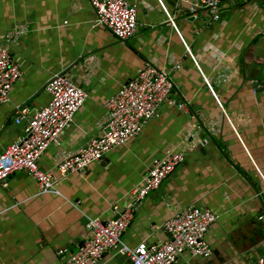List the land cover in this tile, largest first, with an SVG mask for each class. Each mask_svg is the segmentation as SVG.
<instances>
[{
    "label": "crops",
    "instance_id": "1",
    "mask_svg": "<svg viewBox=\"0 0 264 264\" xmlns=\"http://www.w3.org/2000/svg\"><path fill=\"white\" fill-rule=\"evenodd\" d=\"M129 1L138 28L120 40L97 25L90 0H0L1 44L17 24L29 26L13 44L22 76L0 105V154L25 133L31 113L17 123V107L47 105L54 74L88 91L72 125L40 159L54 172L59 193L42 192L23 171L0 183V264H62L90 235L88 218L110 217L114 204L172 150L183 151L185 162L142 201L124 240L131 247L165 241V221L196 204L218 214L208 232L213 254L186 252L174 264H250L264 257L258 195L264 200V0H222L218 20L204 8L192 12L199 0ZM147 62L173 78L171 101L86 172L61 176L60 152H75L102 133L108 101ZM183 100L190 112L179 107ZM101 264L133 263L109 251Z\"/></svg>",
    "mask_w": 264,
    "mask_h": 264
},
{
    "label": "built area",
    "instance_id": "2",
    "mask_svg": "<svg viewBox=\"0 0 264 264\" xmlns=\"http://www.w3.org/2000/svg\"><path fill=\"white\" fill-rule=\"evenodd\" d=\"M222 0H199L192 12L207 8L211 17L221 16ZM96 11L98 26L109 29L120 40L133 37L138 28V11L129 0H90ZM26 23L17 24L0 43V105L10 100L14 85L22 76V67L13 51V44L27 34ZM180 64L176 65L179 68ZM258 85V83H256ZM176 84L169 73L149 62L139 75L123 84L108 101V118L102 133L75 152H60L57 170L61 176L84 173L93 162L102 158L114 147L138 136L145 123L159 115L161 106L171 101ZM50 101L47 105L30 110L27 105L17 107L16 122L27 118L25 133L9 144L0 154V183L12 174L23 171L35 178L42 192L59 193L54 172L40 166V159L60 134L72 125L75 115L85 103L88 91L66 74H54L48 84ZM182 110H190L188 101H181ZM185 162V153L172 150L156 159L125 198L114 204L108 218L89 217L90 235L76 251L66 253L62 264H101L106 252L116 251L133 264H174L188 252L193 256L209 258L213 248L208 239L211 226L218 214L210 208L190 204L177 210L163 225L168 239L161 242L142 241L131 247L124 234L133 222L142 201ZM262 221L264 213L259 216ZM64 254L65 249L59 251ZM250 264H264L260 257Z\"/></svg>",
    "mask_w": 264,
    "mask_h": 264
},
{
    "label": "water",
    "instance_id": "3",
    "mask_svg": "<svg viewBox=\"0 0 264 264\" xmlns=\"http://www.w3.org/2000/svg\"><path fill=\"white\" fill-rule=\"evenodd\" d=\"M204 9H206L207 10V8H204ZM127 40V39H126ZM258 195H259V198H260V200H261V202H262V209H263V211H262V213L260 214V215H262L263 213H264V200H263V198H262V194H261V192H258ZM262 224H264V219L262 220ZM84 242L85 241H82L81 243H80V246H82L83 244H84ZM253 259V258H252Z\"/></svg>",
    "mask_w": 264,
    "mask_h": 264
}]
</instances>
